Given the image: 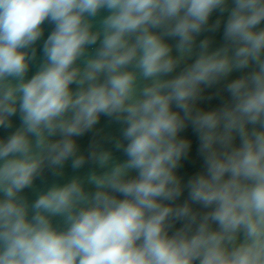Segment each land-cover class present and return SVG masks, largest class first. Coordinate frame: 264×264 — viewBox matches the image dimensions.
<instances>
[{"label":"clouds","instance_id":"clouds-1","mask_svg":"<svg viewBox=\"0 0 264 264\" xmlns=\"http://www.w3.org/2000/svg\"><path fill=\"white\" fill-rule=\"evenodd\" d=\"M221 27L219 47L198 41ZM222 81L228 97L199 106ZM17 115L0 264H264V0H0V128ZM102 116L123 125L108 138L122 160L95 139L81 151ZM189 125L204 167L185 182ZM69 161L92 167L30 202Z\"/></svg>","mask_w":264,"mask_h":264},{"label":"water","instance_id":"water-1","mask_svg":"<svg viewBox=\"0 0 264 264\" xmlns=\"http://www.w3.org/2000/svg\"><path fill=\"white\" fill-rule=\"evenodd\" d=\"M105 14L106 13H102L101 15H105ZM218 15L219 13H214L210 20V23L213 22L217 18ZM225 18H226V14H225ZM44 28H45L44 36L41 38L40 41L37 42V45H36L37 59L31 66L26 79L31 78V76L37 71L39 63L42 60L43 40L47 38V35L50 33L52 29V26L46 23L44 25ZM222 32H223L222 27L219 31L215 33L204 32L198 38V41L199 39H203L205 36H208V37H211L213 40L212 48L219 47L223 43ZM168 42L174 45L176 41L174 39H169ZM173 55H176L175 49H173ZM193 59H195V57H193ZM188 62L190 63L191 61H188ZM183 66L184 65L182 64L180 68H178L176 72L173 73L172 75L177 74ZM240 74H241L240 72H234L232 76L229 77V79L235 78L236 76ZM226 82L227 81H222L218 85H215L211 88H206L204 91L205 98L198 102L199 106L205 109H212V108L218 107L222 103V99H225L228 97V93L225 91H222L220 96H216L214 95V93H216L218 89L222 90ZM208 97H211V98L209 99ZM12 119H13V128L7 129V130L0 128V137L6 138L12 131L15 130L16 127L19 126L20 120H19L18 115L16 117H13ZM122 127H123L122 124L114 120H111L110 118L106 116H102L99 123L95 126V128L92 131L86 133L82 137L77 138L81 151L86 152L88 150V145L90 144V142L95 139L97 141H100L105 148L113 149L114 155L116 156L117 159H121V160L124 159L125 157L123 153L116 152L113 148V144L108 139L109 137L119 138L121 135ZM180 135L192 140V148L190 150V153L186 159L182 160L181 162L182 165L177 170L178 174L181 175L184 178V181L186 182L192 175L201 171L204 165H203V158L198 153V143L199 142H198L197 134L193 131L191 125H189L185 130H183L180 133ZM238 142L239 141L237 140V143ZM90 167L92 166L86 164L84 168L80 169L78 172H73V170L70 167V161H69L68 164L65 165V170H64L65 175L63 177H55L49 171L46 170L44 175L40 178H37L36 181L34 182V189H25L24 195H26L29 201L31 202L32 200L36 198V195L40 190H45L48 186H51L53 183L63 184L67 182L74 175L83 176L86 174V172L89 170ZM186 198H187V190H185L184 195L181 196V198L177 201V203H182ZM55 222H59V221L57 220ZM179 226L180 225L177 224V227Z\"/></svg>","mask_w":264,"mask_h":264}]
</instances>
